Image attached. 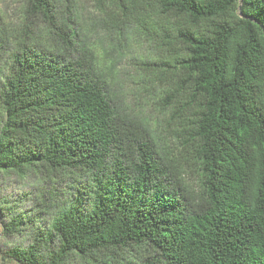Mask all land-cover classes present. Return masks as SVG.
I'll return each mask as SVG.
<instances>
[{
  "label": "trees",
  "instance_id": "obj_1",
  "mask_svg": "<svg viewBox=\"0 0 264 264\" xmlns=\"http://www.w3.org/2000/svg\"><path fill=\"white\" fill-rule=\"evenodd\" d=\"M95 2L150 48L134 61L164 138L98 70L69 0L0 9V172L37 181L28 211L0 198L5 232L32 230L2 258L264 264V0Z\"/></svg>",
  "mask_w": 264,
  "mask_h": 264
},
{
  "label": "rangeland",
  "instance_id": "obj_2",
  "mask_svg": "<svg viewBox=\"0 0 264 264\" xmlns=\"http://www.w3.org/2000/svg\"><path fill=\"white\" fill-rule=\"evenodd\" d=\"M69 4L74 27L83 39V44L94 52L98 70L106 78L109 77L111 84L122 95L121 100L132 105L135 110L140 109L142 115L149 118L150 129L156 141H162L167 128L165 120L167 118L163 115L160 99L158 100L155 91L143 90L140 87L141 81L138 75L140 70L137 62L134 61V58L147 54L150 48L135 38L130 41L119 38L111 29L109 21H99L102 13L95 0H69ZM18 6L20 0H0V9L7 15L13 16ZM187 170L191 172L188 180L195 184L197 179L193 168ZM35 186L37 181L33 175L21 177L15 173L0 172V198L17 202L14 213L20 208L26 211L30 209L29 204L25 202L24 194L34 193ZM11 216L7 215V212H4L3 216L0 215V264H14L2 258V251L30 243L31 225H21L20 230L15 234L5 232V225ZM40 218L47 219L48 215L41 214ZM69 264H82V262L72 260Z\"/></svg>",
  "mask_w": 264,
  "mask_h": 264
}]
</instances>
